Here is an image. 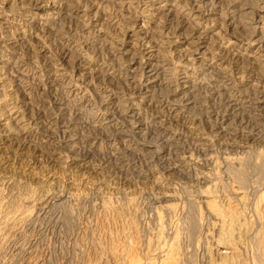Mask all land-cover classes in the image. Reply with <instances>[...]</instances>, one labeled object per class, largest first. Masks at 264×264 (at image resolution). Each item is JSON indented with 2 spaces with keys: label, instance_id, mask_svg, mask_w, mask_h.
Listing matches in <instances>:
<instances>
[{
  "label": "rangeland",
  "instance_id": "1",
  "mask_svg": "<svg viewBox=\"0 0 264 264\" xmlns=\"http://www.w3.org/2000/svg\"><path fill=\"white\" fill-rule=\"evenodd\" d=\"M263 5L0 0V264H264Z\"/></svg>",
  "mask_w": 264,
  "mask_h": 264
},
{
  "label": "bare ground",
  "instance_id": "2",
  "mask_svg": "<svg viewBox=\"0 0 264 264\" xmlns=\"http://www.w3.org/2000/svg\"><path fill=\"white\" fill-rule=\"evenodd\" d=\"M264 1V0H263ZM172 2V1H171ZM166 3V2H165ZM169 6V5H168ZM264 6V5H263ZM48 7V6H47ZM242 10V9H241ZM174 17V16H173ZM171 18V17H170ZM202 18V17H201ZM261 20V19H260ZM257 23V22H256ZM255 23V24H256ZM188 24V23H187ZM261 24V23H260ZM201 26V25H200ZM206 27V26H205ZM179 28V27H178ZM195 28V27H194ZM199 28V27H198ZM197 28V29H198ZM186 29H187V26H186ZM190 29H191V27H190ZM196 29V28H195ZM236 29V28H235ZM238 29V28H237ZM236 29V30H237ZM174 30H175V28H174ZM173 31V30H172ZM176 31V30H175ZM193 31V30H192ZM177 32V31H176ZM184 32V31H183ZM188 32V31H187ZM190 32V31H189ZM234 32V31H233ZM192 33V32H191ZM172 34V33H171ZM182 34V33H181ZM234 34V33H233ZM232 34V35H233ZM146 35V34H145ZM144 35V37H146ZM200 35V34H199ZM175 36V35H174ZM231 36V35H230ZM239 36V35H238ZM177 37H178V35H177ZM197 37V36H196ZM233 37V36H232ZM235 37H236V35H235ZM150 38V37H149ZM175 38V37H174ZM210 38V37H209ZM186 39V38H185ZM193 39H194V37H193ZM201 39H202V37H197L196 38V42H198V43H203V41H201ZM215 39V38H214ZM234 39V38H233ZM149 40V39H148ZM187 40H188V38H187ZM192 40V39H191ZM172 41V40H171ZM185 41V40H184ZM195 41H194V44H195ZM210 41V40H209ZM213 41V40H212ZM228 41V40H227ZM237 41H238V39H237ZM183 42V41H182ZM231 42V41H230ZM260 43V42H259ZM172 44V43H171ZM189 44H192L193 45V42L192 43H189ZM234 44H235V42H234ZM237 44V43H236ZM255 44V43H254ZM173 45V44H172ZM208 45V44H207ZM147 46V45H146ZM148 47V46H147ZM175 47V46H174ZM179 47V46H178ZM192 47H194V46H192ZM260 47V46H259ZM261 48V47H260ZM193 49V48H192ZM205 49V48H204ZM183 50V49H182ZM178 51V50H177ZM203 51V50H202ZM235 51V50H234ZM190 52V51H189ZM200 52V51H199ZM205 52H207V51H205ZM215 53V52H214ZM223 53H225L224 51H223ZM186 54V53H185ZM184 54V55H185ZM190 54V53H189ZM237 54H238V52H237ZM236 54V55H237ZM183 55V56H184ZM222 55V54H221ZM232 55V54H231ZM233 55H235V54H233ZM212 56V55H211ZM148 57V56H147ZM157 57V56H156ZM234 57V56H233ZM240 57V56H239ZM244 57V56H243ZM246 57V56H245ZM261 57V56H260ZM264 57V56H263ZM262 57V58H263ZM119 58V57H118ZM149 58L151 59V57L149 56ZM184 58V57H183ZM210 58V57H209ZM214 58V57H213ZM216 58V57H215ZM207 59V58H206ZM241 59H243L242 57L240 58V60ZM245 59V58H244ZM127 60V59H126ZM152 60V59H151ZM257 60V59H256ZM117 61V60H116ZM156 61V60H155ZM242 61V60H241ZM17 62V61H16ZM130 62V61H129ZM211 62V61H210ZM235 62V61H234ZM244 61H242L241 63H243ZM261 62V61H260ZM117 63H118V61H117ZM188 63V62H187ZM200 63V62H199ZM199 63H197V64H199ZM221 63V62H220ZM225 63V62H224ZM157 65V64H156ZM204 65V64H203ZM211 65V64H210ZM148 66V65H147ZM161 66V65H160ZM200 66V65H199ZM207 67H209V65H206ZM229 66V65H228ZM235 65H233V67H234ZM211 67V66H210ZM237 67V66H236ZM243 67H245V66H242V68ZM158 66H155V65H149V67H147L146 68V74L148 75L149 74V77L150 76H153V75H157L158 74ZM205 69V68H204ZM212 69H213V67H212ZM223 69V68H222ZM231 69V68H230ZM239 69V68H238ZM248 69V68H247ZM51 70V69H50ZM100 70V69H99ZM59 71V70H58ZM210 71V70H209ZM217 71V70H216ZM227 71V70H226ZM238 71V70H237ZM252 71V70H251ZM140 72H142V71H140ZM160 72V71H159ZM164 72V71H163ZM207 72V71H206ZM231 72V71H230ZM237 73V72H236ZM239 73V72H238ZM248 73V72H247ZM10 74V73H9ZM106 74V73H105ZM217 74V73H216ZM220 74V73H219ZM53 75V74H52ZM146 75V76H147ZM209 75V74H208ZM242 75V74H241ZM240 75V76H241ZM250 75V74H249ZM252 75V74H251ZM256 75V74H255ZM230 76V75H229ZM245 76V75H244ZM64 77V76H63ZM148 77V76H147ZM206 77V76H205ZM227 77V76H226ZM236 77V76H235ZM243 77V76H242ZM248 77H250V76H248ZM156 78V77H155ZM213 78V77H212ZM212 78H210V81H211V79ZM251 78V77H250ZM1 79V78H0ZM209 79V78H208ZM242 79H244V78H242ZM246 79H247V77H246ZM153 80H154V78H153ZM228 80V79H227ZM238 80V79H237ZM237 80H236V82H237ZM258 80V79H257ZM148 81V80H147ZM213 81V80H212ZM219 81V80H218ZM217 81V82H218ZM229 81H230V83H231V81L232 80H230L229 79ZM259 81V80H258ZM150 82H152V81H150ZM150 82L148 81V83L150 84ZM162 82H164V81H162ZM161 82V85L163 84ZM184 82V81H183ZM262 82V81H261ZM160 83V82H159ZM135 84V83H134ZM152 84V83H151ZM238 84V83H237ZM257 84V83H256ZM155 85V84H154ZM219 85V84H218ZM235 85V84H234ZM146 86V85H145ZM196 86V85H195ZM225 86V85H224ZM258 86V85H257ZM143 87V86H142ZM157 87V86H156ZM159 87V86H158ZM181 87V86H180ZM197 87V86H196ZM220 87H221V85H220ZM230 87V86H229ZM194 88V87H193ZM225 88V87H224ZM232 88V87H231ZM251 88V87H250ZM136 89V88H135ZM144 89H146V88H144ZM143 89V90H144ZM149 89H150V97H152L151 99H153V98H155V97H153L154 95H155V93H156V91H154L153 90V88L152 87H150L149 86ZM184 89H185V87H184ZM189 88H187V90H188ZM191 89V88H190ZM186 90V91H187ZM198 90V89H197ZM228 90H229V88H228ZM232 90V89H231ZM245 90V89H244ZM251 90V89H250ZM173 91V90H172ZM174 91H176V90H174ZM252 91V90H251ZM148 92V91H147ZM197 92V91H196ZM96 94V93H95ZM198 94V93H197ZM224 94V93H223ZM243 94V93H242ZM248 94V93H247ZM252 94V93H251ZM209 95V94H208ZM144 96V95H143ZM142 96V97H143ZM168 96H169V94H168ZM215 96V95H214ZM227 96V95H226ZM253 96H255V98H256V100L258 101V103H257V101H256V105H258V106H255L254 104V106L255 107H258V108H260L261 107V105L262 104H264V96H262L260 93H255ZM166 98V97H165ZM182 98V100H181V107H182V109L183 110H189L190 109V107L189 106H191V105H193L194 104V101H193V99L192 98H190L189 97V95L188 94H184V96L183 97H181ZM146 100L147 99H149V97H148V95L146 96V98H145ZM144 99V100H145ZM198 99V98H197ZM211 99V98H210ZM218 99V98H217ZM196 100V99H195ZM1 101V100H0ZM39 101V100H38ZM177 101V100H176ZM217 101V100H216ZM223 101V100H222ZM225 101V100H224ZM243 101V100H242ZM158 102V101H157ZM156 102V103H157ZM203 102V101H202ZM205 102V101H204ZM161 103V102H160ZM246 104H249L250 102L249 101H246L245 102ZM245 103H239L238 102V100H228V101H226V103H225V105L227 106V107H225V109H224V115H223V125H219V126H217V125H215V127H216V129H219V133L217 134V135H220V137H221V139L223 138V139H225V140H230V139H233V138H235L234 137V132L235 131H233V133H231L232 131H231V124H229L228 125V127L226 126V129L224 128V122L225 121H227V123H229L228 122V120L229 119H234V121H237L239 124H240V126L242 127V130L241 131H243V132H247V134H246V136L242 139V140H244L246 143H244L245 145H247L248 143H249V141H250V139H251V137H253L254 136V128L255 127H253L252 125H251V123H249V122H247L248 121V119H247V121L245 122L244 121V119L242 118H240V114L239 113H237V112H241V111H243V110H245V109H247V108H251L252 107V105L251 106H249V107H244L243 105L245 104ZM102 104V103H101ZM217 104H219V103H217ZM221 104H222V102H221ZM60 105V104H59ZM210 105V104H209ZM214 105V104H213ZM205 106V105H204ZM223 107V106H222ZM111 108V107H110ZM258 108H256V109H258ZM214 109V108H213ZM220 109V108H219ZM75 111V110H74ZM215 111V110H214ZM132 112V111H131ZM179 112H181V111H179ZM178 112V113H179ZM247 112V111H246ZM60 113V112H59ZM155 113V112H154ZM175 113V111L173 112V117L174 118H177L179 115L176 113V114H174ZM244 113V112H243ZM31 114V113H30ZM180 114V113H179ZM213 114V113H212ZM218 114V113H217ZM135 115V114H134ZM207 115H208V113H207ZM33 116V115H32ZM210 116V115H209ZM136 118V117H135ZM212 118V117H211ZM48 119V118H47ZM138 119V118H137ZM171 119V118H170ZM170 119H168V120H170ZM261 119V118H260ZM49 120V119H48ZM113 120V119H112ZM134 120H136V119H134ZM167 120V119H166ZM172 120H173V118H172ZM172 120H170L169 122H171ZM177 120V119H176ZM246 120V119H245ZM251 120V119H250ZM257 120H258V118H257ZM164 121H165V119H164ZM163 121V122H164ZM42 122V121H41ZM162 122V123H163ZM166 122V121H165ZM169 122H168V124H169ZM174 122V121H173ZM172 122V123H173ZM162 123L160 124L161 126H162ZM171 123V124H172ZM234 123V122H233ZM170 124V125H171ZM221 124V123H220ZM128 125V124H127ZM155 125V124H154ZM158 125H159V123H158ZM159 125V126H160ZM163 125H167V124H165V123H163ZM169 125V126H170ZM255 125V124H254ZM68 126V125H67ZM155 126H157V124L155 125ZM167 127V126H166ZM171 127V126H170ZM161 128V127H160ZM23 129V128H22ZM68 129V128H67ZM167 129H170V128H167ZM236 129V128H235ZM239 129V128H238ZM70 130V129H69ZM165 130V129H164ZM249 132H248V131ZM73 131V130H72ZM160 131V130H159ZM171 131H173V130H171ZM202 131V130H201ZM209 131V130H208ZM216 131V130H215ZM231 131V132H230ZM158 132V131H157ZM240 132V131H239ZM123 133V132H122ZM121 133V135H123ZM200 133V132H199ZM236 133V132H235ZM119 135H120V133H118ZM155 134H156V131H155ZM164 135V134H163ZM198 135V134H197ZM153 136V135H152ZM170 135H168V137H169ZM167 137V136H166ZM176 137V136H175ZM197 137V140H200V141H202V140H204L203 138H201V137H199V136H196ZM195 137V138H196ZM170 138V137H169ZM80 139V138H79ZM85 139V138H84ZM83 139V140H84ZM160 139H161V136H160ZM164 139V138H163ZM166 139V138H165ZM168 139V138H167ZM166 139V140H167ZM25 140V139H24ZM78 140V139H77ZM129 140V139H128ZM165 140V141H166ZM189 140V139H188ZM206 140V139H205ZM234 140V139H233ZM4 141L5 140H1L0 141V145H2L3 143H4ZM158 142V141H157ZM156 142V143H157ZM164 142V141H163ZM170 143H171V139H170V141H169ZM179 142V141H178ZM25 144V143H24ZM166 144H167V142H166ZM179 144V143H178ZM177 145V144H176ZM244 145V146H245ZM81 147V146H80ZM177 147V146H176ZM246 150V149H245ZM6 151V150H5ZM1 152V151H0ZM59 152V151H58ZM69 153V152H68ZM250 153V152H249ZM64 154V153H63ZM65 155V154H64ZM89 156V153L88 154H86V156H84L85 157V160L88 158V156ZM89 158H90V156H89ZM176 158V157H175ZM72 160V159H71ZM108 160V159H107ZM89 161V160H88ZM168 163V162H167ZM82 166V165H81ZM90 166V165H89ZM81 168V167H80ZM84 169V168H83ZM89 170V169H88ZM240 172H241V170H240ZM240 175V174H239ZM240 178V181H241V183H243V178L242 177H239ZM244 184V183H243ZM241 185V184H240ZM259 248V247H258ZM263 250V249H262ZM260 257V256H259ZM264 259V258H263ZM261 263H263L262 261H261Z\"/></svg>",
  "mask_w": 264,
  "mask_h": 264
}]
</instances>
